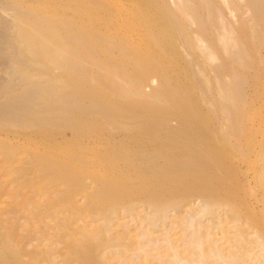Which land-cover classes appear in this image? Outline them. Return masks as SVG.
<instances>
[{"label": "rangeland", "instance_id": "obj_1", "mask_svg": "<svg viewBox=\"0 0 264 264\" xmlns=\"http://www.w3.org/2000/svg\"><path fill=\"white\" fill-rule=\"evenodd\" d=\"M74 2L0 0V264L57 263L71 248L69 236L79 239V229L89 225L88 218L76 217L77 206L95 212V226L103 224L104 219L126 224L125 230L115 227L110 233L125 231L131 238L123 242L127 253L139 256L146 252L151 264H155L157 254L169 259L165 231L181 256L197 252L186 245L189 233L197 226L185 230L182 224L186 217L207 206L208 214L200 216L201 250L206 264H264V78L256 83V99L251 102L248 91L245 105H239L254 114L252 123H246L249 127H243L235 137L227 133L225 121L207 122L213 123L204 130L211 143L217 140L216 123H222L219 130L225 126V139L234 144L231 154L201 144L191 118H170L156 125L148 116V108L135 106L131 112L125 102L116 99L109 111L97 87L103 72H93V87L82 84L75 87L76 92L64 81V68L73 67L71 72L86 75L95 69L76 52L71 40L75 27L63 26L64 16L69 22L73 20ZM47 5L45 19L51 24L41 31H56L65 45L60 47L54 42L57 46L54 48L53 43L54 47H48L50 51L47 48L48 57H35L18 38L17 27L21 18L30 23L42 17L36 9ZM55 9L64 15L62 19ZM54 49H61V59H66L62 64ZM152 83L146 86V92L154 89L156 83ZM88 104L92 109L97 106L92 110ZM201 105V111L212 108L211 102ZM60 132L64 135L60 136ZM45 134L56 137L48 139ZM86 134L96 141L93 147L80 145L82 140L87 141ZM46 150L48 154L60 150L57 155L62 163L44 165L42 155ZM89 193L91 197L87 199ZM88 202L92 207L86 205ZM155 203H169L165 209L168 220L150 226V220L145 218ZM130 207L139 218L124 211ZM115 244L106 249V259L113 263V253L119 248ZM100 251L91 253L81 264H98ZM122 259L131 264L125 255ZM137 259L132 262L139 264Z\"/></svg>", "mask_w": 264, "mask_h": 264}, {"label": "bare ground", "instance_id": "obj_2", "mask_svg": "<svg viewBox=\"0 0 264 264\" xmlns=\"http://www.w3.org/2000/svg\"><path fill=\"white\" fill-rule=\"evenodd\" d=\"M74 3L71 23L64 15V17L61 15L62 19L56 13L58 12L56 9L54 12L58 14L59 19H62L63 26L65 24L75 27V36L71 40H74L76 52L84 56L85 62L91 63L92 68L95 69L91 75L90 73L86 75L71 72L73 67L69 68L70 70L64 68V81L68 85L74 87V90L75 87L82 84H91L93 87L94 74L103 72L100 75L101 82L97 87H100L103 93L102 101L107 105V110H112L116 99L125 102L126 109L131 112L135 106L148 108V116L156 125H162L163 122L160 123V121H168L170 118H177V120L182 118L184 121L191 118L195 121L194 125L192 124L193 130H196V134L202 138V140L199 138L202 141L201 144L213 147L216 151L231 154L229 151L230 149L233 151L234 144L230 143L227 138L225 139V136L227 133L230 136L239 134L241 129L247 126L250 119L254 117L249 108H240L239 105L242 103L243 106L245 105L248 91L252 97L251 102L256 99V83L262 77L264 78V0H75ZM46 9H49L48 5L37 8L36 10L40 11L42 17L30 23L23 21L22 18L19 19L20 25L17 27L18 38L35 57H46L51 50L48 47H54L56 42L60 44V47L65 45L64 41L60 43V38L57 36L59 34L56 31L53 33L54 30H49L51 34L50 32L45 33L46 29L42 33L43 26L49 27L50 23L45 19ZM32 28H36L37 31L33 29V32H30ZM26 30L29 33H26ZM45 34H49L50 37ZM56 46L57 44L54 48ZM54 50H57L56 56L62 54L61 49ZM97 57L99 59L101 57V59L97 60ZM63 60L66 59H61L60 64ZM78 63L83 64L81 61ZM75 68H77L76 65ZM79 70L82 71L81 68ZM83 70L85 69L83 68ZM93 72L95 73L93 74ZM153 81L156 83L154 89L146 92V86L148 84L152 86ZM97 82L95 81V83ZM74 90L72 89L73 92ZM71 94L73 95V93ZM204 101L205 105L206 102L212 103V108H206L207 112L204 110L202 112L200 109V106L203 105L201 103ZM94 106L92 105V107ZM86 110L90 112L89 109ZM115 111L117 110L115 109ZM95 112L100 111L96 109ZM216 119L225 121L224 125L228 123L226 127L229 130L227 132L224 129L225 126L219 130L222 123H219L220 125L216 123L217 140L215 139L216 142L211 143L208 140V131L204 132V130L211 124L213 125V123H207L208 121L214 120L215 123ZM45 121L47 122V120ZM250 122L252 123V121ZM182 125L184 124L182 123ZM252 125L254 126V124ZM55 130L57 131V129ZM167 130L171 132L169 129ZM213 131L215 132V130ZM55 135L45 134V137L51 139ZM61 135L63 136L64 132H60ZM84 137L87 138V141L80 142L82 147H93L96 144V141L87 134ZM48 153V150L43 152L42 162L44 165L51 166L62 163L60 154L57 155L60 150H55L53 154ZM250 166L254 168L253 164ZM249 192L251 193V190ZM90 197L89 193L87 199ZM70 204L73 205L74 201ZM168 204L155 203L152 205L151 214L146 215L145 218L150 220V226H155L157 221L166 222L168 220L165 210ZM86 205L92 207L89 202ZM85 209L87 208L85 207ZM74 211H76V217L88 218L89 225L79 229V239L69 236V240L72 242L71 248L55 264H81L91 253L98 250H102L98 252L101 254V258L97 261L98 264H125L122 259L124 255L126 259L129 258L131 264H134L132 261L137 258L139 264H151V259L146 252L142 251L139 254V248L137 250L139 256L127 253L123 242L125 243V239L131 240V238H128L125 231L118 234L110 233L115 227L125 230L126 224L104 219L103 224L95 226L93 225L97 223L95 212H89L90 210H84L80 206H77ZM124 211L131 217L139 218V214L133 207L125 208ZM208 212L207 206H203L198 212L186 217L182 224L185 230L197 226L189 233L186 240V245L193 247L197 252L188 253V257L181 256L182 252L174 245V240L169 232L165 231L164 242L169 259L157 254L155 264H206L205 255L201 250L202 224L200 216L202 217V214H208ZM170 224H175V222H170ZM77 234L76 232L75 235ZM144 234L148 235L147 231ZM105 236H112V238L106 239ZM137 240L139 241V239ZM104 242L105 244L102 245ZM115 243H118L119 248L113 253L116 260L113 263L106 259V249ZM137 245L139 244L137 243Z\"/></svg>", "mask_w": 264, "mask_h": 264}]
</instances>
